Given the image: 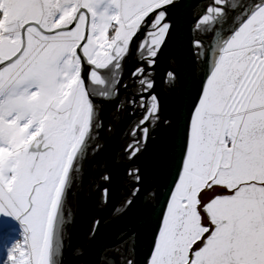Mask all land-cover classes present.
<instances>
[{
	"label": "snow or ice",
	"instance_id": "1",
	"mask_svg": "<svg viewBox=\"0 0 264 264\" xmlns=\"http://www.w3.org/2000/svg\"><path fill=\"white\" fill-rule=\"evenodd\" d=\"M178 3L0 0V264H64L70 195L112 130L106 105L112 121L139 113L119 154L128 166L111 217L137 203L143 215L98 248L93 264H264V0H204L186 43L169 19ZM174 30L185 75L198 81L175 120L161 115L155 92ZM180 82L176 68L165 73L169 89ZM161 125L175 130L163 191L135 163ZM112 183L106 170L91 179L102 206ZM99 226L93 220L89 242Z\"/></svg>",
	"mask_w": 264,
	"mask_h": 264
},
{
	"label": "water",
	"instance_id": "2",
	"mask_svg": "<svg viewBox=\"0 0 264 264\" xmlns=\"http://www.w3.org/2000/svg\"><path fill=\"white\" fill-rule=\"evenodd\" d=\"M203 2L204 0H179L176 7L169 8V19L173 22L175 28L183 31L185 43L187 29L192 23V17L197 10V5ZM176 36L177 32L174 30L167 44L163 47L155 68V92L160 100L161 115L173 120L178 116L182 97L189 88H194L198 83V81H190L185 75L184 64L186 57L177 43ZM136 43L137 41L133 42L132 55L128 57L125 66L124 79L129 83H131L129 80L130 73L137 66L135 59ZM172 68H176L181 73V82L175 89H169L163 83L165 73ZM127 96L128 93L122 90L121 99L123 100ZM112 107V105H106L104 108L105 124L107 125L111 122L112 130L101 133L103 147L86 162L83 179L70 195L73 220L68 229L70 243L64 251V264H93L95 252L98 248L111 243L118 233L134 226L137 218L143 215V209L137 203L126 216L119 219L111 217L113 205L118 204L122 198L121 184L117 183V180L121 178L125 167L128 166L117 159L126 143L127 137L125 134L128 131V126L130 122L136 119L133 115H126L122 119L112 121ZM161 127L162 137L151 138L148 142L147 150L135 163L139 164L144 170L146 184L148 186H156L163 191L169 177L162 167V162L168 153L175 130L163 125ZM105 170L113 176L111 201L106 207L100 205V193L91 184V179ZM93 220H100V226L95 239L89 242V229ZM82 246L86 247V254L83 256L74 255L73 250ZM146 253L147 236L144 235L141 241V260Z\"/></svg>",
	"mask_w": 264,
	"mask_h": 264
},
{
	"label": "bare ground",
	"instance_id": "3",
	"mask_svg": "<svg viewBox=\"0 0 264 264\" xmlns=\"http://www.w3.org/2000/svg\"><path fill=\"white\" fill-rule=\"evenodd\" d=\"M204 39H207V37H204ZM137 116H139V113H137L136 115H135V117H137ZM162 127L161 126H159V127H157L153 132H152V138L153 137H155V138H160V137H162ZM119 162H120V160H119V158L117 159ZM117 183H120V179H118L117 180Z\"/></svg>",
	"mask_w": 264,
	"mask_h": 264
}]
</instances>
